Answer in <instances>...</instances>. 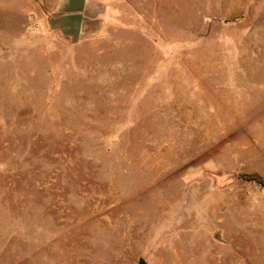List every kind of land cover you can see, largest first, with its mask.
Segmentation results:
<instances>
[{"label": "rangeland", "instance_id": "1", "mask_svg": "<svg viewBox=\"0 0 264 264\" xmlns=\"http://www.w3.org/2000/svg\"><path fill=\"white\" fill-rule=\"evenodd\" d=\"M56 1L0 0V264H264V0Z\"/></svg>", "mask_w": 264, "mask_h": 264}, {"label": "crops", "instance_id": "2", "mask_svg": "<svg viewBox=\"0 0 264 264\" xmlns=\"http://www.w3.org/2000/svg\"><path fill=\"white\" fill-rule=\"evenodd\" d=\"M88 4V0H57L53 8L45 9L51 11L50 15L43 17L38 12L36 19L49 31L75 40L82 33L88 17Z\"/></svg>", "mask_w": 264, "mask_h": 264}, {"label": "bare ground", "instance_id": "3", "mask_svg": "<svg viewBox=\"0 0 264 264\" xmlns=\"http://www.w3.org/2000/svg\"><path fill=\"white\" fill-rule=\"evenodd\" d=\"M243 201H245V200H243ZM263 201V200H262ZM234 202V201H233ZM238 202V201H237ZM263 204H264V202H262L260 205H259V207L258 208H260V207H263ZM240 205V204H239ZM208 210V209H207ZM251 243V242H250Z\"/></svg>", "mask_w": 264, "mask_h": 264}]
</instances>
